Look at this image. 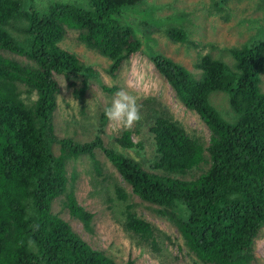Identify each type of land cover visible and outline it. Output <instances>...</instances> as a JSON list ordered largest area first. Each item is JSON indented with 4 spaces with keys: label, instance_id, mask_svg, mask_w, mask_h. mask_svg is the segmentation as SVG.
<instances>
[{
    "label": "trees",
    "instance_id": "16d2710c",
    "mask_svg": "<svg viewBox=\"0 0 264 264\" xmlns=\"http://www.w3.org/2000/svg\"><path fill=\"white\" fill-rule=\"evenodd\" d=\"M140 1L88 0V9L54 4L41 13L26 8L22 0H0V264H119L94 249L52 210L53 202L65 195L72 217L91 229L93 214L74 193L67 194V164L82 156L94 158L96 149L104 151L134 195L162 208L160 213L175 222L188 252L201 264H257L255 243L264 228V92L260 89L264 38L231 49L233 66L203 56L196 65L200 78L168 56L151 54L178 100L208 127L207 147L167 105L155 100H149L154 109L146 115L155 147L150 169L106 148L100 136L79 143L55 134L57 76L66 78L81 101L97 76L60 43L68 31H78L80 42L108 58V73L117 77L143 43L115 17ZM15 20L26 21L20 30L23 42L8 30ZM167 35L178 43L189 40L181 27ZM2 52L23 56L32 64ZM21 86L30 95L29 102ZM216 92L227 95L230 118L212 103ZM132 136L125 130L116 143L125 150L142 148ZM55 145L60 146L58 155ZM190 175L192 179H187ZM117 192L127 234L159 251L165 233L136 213L121 188Z\"/></svg>",
    "mask_w": 264,
    "mask_h": 264
},
{
    "label": "rangeland",
    "instance_id": "374dc122",
    "mask_svg": "<svg viewBox=\"0 0 264 264\" xmlns=\"http://www.w3.org/2000/svg\"><path fill=\"white\" fill-rule=\"evenodd\" d=\"M22 1L26 8L32 6L41 13H47L54 4L89 8L88 0H35L31 4H28L29 0ZM115 19L124 27H131L136 38L143 43L142 50L122 66L117 77L108 73V58L80 42L78 31H68L65 40L60 43L62 49L76 54L86 66L92 67L97 76L88 83L82 101L66 78L57 76L60 92L53 116L56 136L79 143L92 142L100 136L106 148L124 153L150 169L155 147L146 125V115L148 109H154L149 100H155L167 105L176 120L207 147L210 140L208 127L195 112L178 100L150 56H168L190 70L196 78L202 75L196 65L205 55L220 58L233 66L231 49L264 38V0H141L136 6L124 9ZM25 25L26 21L15 20L8 30L23 42L25 37L20 30ZM180 27L189 33L186 43L174 42L167 35L172 28ZM2 54L24 64H32L23 56L8 52ZM20 89L24 92L25 101L29 102L30 95L26 88L21 86ZM122 89L136 96L140 106L141 119L131 129H114L105 116V109L111 106L116 94ZM260 89L264 92V74L260 79ZM31 98L34 100L36 96L32 95ZM211 100L224 116H233L225 93L216 92ZM125 130L132 132L133 141L140 143L142 148L125 150L116 143ZM53 150L58 155L60 146L55 145ZM95 152L94 158L82 156L67 164V194L74 193L78 203L93 214L91 229H86L82 222L72 217L65 207V195L53 202V212L67 221L94 249L105 252L119 264L130 261L133 264H201L188 252L175 222L160 213L162 208L134 195L131 186L123 181L104 151L96 149ZM193 174L199 175L200 172L195 171ZM186 178L192 179V176ZM118 188L129 196V204L135 206L140 217L162 234L165 233L166 240L160 241L159 251L140 245L137 239L131 238L125 231L122 223L124 207L121 208L123 204L119 199ZM255 255L257 264H264V228L256 240Z\"/></svg>",
    "mask_w": 264,
    "mask_h": 264
},
{
    "label": "clouds",
    "instance_id": "9594fccd",
    "mask_svg": "<svg viewBox=\"0 0 264 264\" xmlns=\"http://www.w3.org/2000/svg\"><path fill=\"white\" fill-rule=\"evenodd\" d=\"M105 116L114 129H131L141 119L137 97L120 90L111 106L105 109Z\"/></svg>",
    "mask_w": 264,
    "mask_h": 264
}]
</instances>
